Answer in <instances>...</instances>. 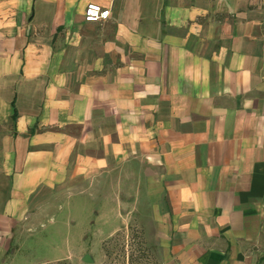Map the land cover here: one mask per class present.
Instances as JSON below:
<instances>
[{
  "label": "crops",
  "instance_id": "0c3cea01",
  "mask_svg": "<svg viewBox=\"0 0 264 264\" xmlns=\"http://www.w3.org/2000/svg\"><path fill=\"white\" fill-rule=\"evenodd\" d=\"M116 171L169 264H264V0H0V264L62 188Z\"/></svg>",
  "mask_w": 264,
  "mask_h": 264
},
{
  "label": "rangeland",
  "instance_id": "374dc122",
  "mask_svg": "<svg viewBox=\"0 0 264 264\" xmlns=\"http://www.w3.org/2000/svg\"><path fill=\"white\" fill-rule=\"evenodd\" d=\"M112 173L62 188L27 218L6 264H169L145 181L135 171Z\"/></svg>",
  "mask_w": 264,
  "mask_h": 264
},
{
  "label": "built area",
  "instance_id": "2783aa9c",
  "mask_svg": "<svg viewBox=\"0 0 264 264\" xmlns=\"http://www.w3.org/2000/svg\"><path fill=\"white\" fill-rule=\"evenodd\" d=\"M109 16V8L94 2H89L84 10V17L88 22H102L107 20Z\"/></svg>",
  "mask_w": 264,
  "mask_h": 264
},
{
  "label": "water",
  "instance_id": "95a60500",
  "mask_svg": "<svg viewBox=\"0 0 264 264\" xmlns=\"http://www.w3.org/2000/svg\"><path fill=\"white\" fill-rule=\"evenodd\" d=\"M84 261L86 262H92V258H90V256L88 254L85 255V257L83 258Z\"/></svg>",
  "mask_w": 264,
  "mask_h": 264
}]
</instances>
